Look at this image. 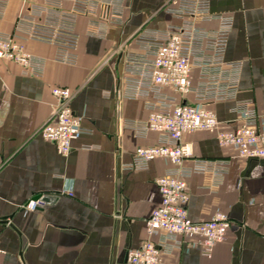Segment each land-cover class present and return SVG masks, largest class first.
I'll return each instance as SVG.
<instances>
[{"label": "crops", "instance_id": "obj_1", "mask_svg": "<svg viewBox=\"0 0 264 264\" xmlns=\"http://www.w3.org/2000/svg\"><path fill=\"white\" fill-rule=\"evenodd\" d=\"M169 0H113L112 22L79 16L76 64L56 61V47L26 40L33 72L0 61V249L2 264H129L128 253L148 239L146 223L161 206L157 179L171 168L166 159L126 170L137 149L154 147L158 133L141 135L131 125L148 119L159 92L136 96L139 77L129 60L150 59L158 36L181 24L165 10ZM46 0H0V34L24 37L20 23ZM64 8H71L64 3ZM211 13L230 16L227 63H241L238 99L264 110V0H211ZM204 27L214 30L216 22ZM194 69L192 83H199ZM56 87L75 92L71 108L85 132L71 153L59 154L40 131L52 119ZM134 90V91H133ZM132 91V92H131ZM163 94L179 99L170 88ZM194 104V96L186 99ZM227 130L243 123L234 102L207 104ZM264 129V119L259 122ZM199 159L227 162L223 180L206 174L189 180V217L209 222L218 213L232 222L227 240L204 256L189 239L180 248L168 241L162 264H264V161L237 157L212 133L187 134ZM50 197L36 212L23 206ZM159 234L154 241H162Z\"/></svg>", "mask_w": 264, "mask_h": 264}, {"label": "built area", "instance_id": "obj_2", "mask_svg": "<svg viewBox=\"0 0 264 264\" xmlns=\"http://www.w3.org/2000/svg\"><path fill=\"white\" fill-rule=\"evenodd\" d=\"M64 3L71 8L65 9ZM113 0H46L44 5H33L27 17L30 28L24 37L18 33L0 34V61H9L22 67L26 73L33 72L35 57L26 50L25 41L32 40L56 47V61L76 64L80 37L75 30L79 16H94L102 22H112ZM165 10L180 19L181 24L149 37L154 44L151 58H133L129 66L139 81L133 91L140 94L159 92L156 103L150 106L147 120L133 123L131 127L141 135L154 132L160 142L154 147L139 148L126 170L148 166L166 159L171 168L156 181L161 195V206L146 223L148 239L142 247L128 253L129 264H162L163 256L170 252L168 241L180 248L189 239L198 238L204 256H210L217 244L227 240L232 222L227 215L218 213L209 222H194L188 213L189 180L195 176L211 174L223 180L227 162L199 159L194 156L190 144L183 143L187 134L212 133L223 148H232L238 158L264 161V129L259 122L264 110L258 111L251 99H238L241 63H227L225 53L229 31L233 25L230 16L211 13V0H169ZM216 22L217 28L203 25ZM199 69V83L194 86L192 74ZM170 88L179 98L163 94ZM132 92V91H131ZM52 119L40 131L42 138L52 143L59 154L71 153L72 143L85 132L82 121L75 115L71 102L75 92L69 88L56 87ZM194 96V104L186 99ZM234 102L235 112L243 126L236 130L223 128L216 113L207 104ZM44 203L41 198L31 199L23 210L36 212ZM159 234L166 235L162 241H154ZM0 249V264H2Z\"/></svg>", "mask_w": 264, "mask_h": 264}, {"label": "water", "instance_id": "obj_3", "mask_svg": "<svg viewBox=\"0 0 264 264\" xmlns=\"http://www.w3.org/2000/svg\"><path fill=\"white\" fill-rule=\"evenodd\" d=\"M38 198H41V197H36V199H38ZM50 201H52V199L50 197H43L42 198L43 203L50 202Z\"/></svg>", "mask_w": 264, "mask_h": 264}]
</instances>
